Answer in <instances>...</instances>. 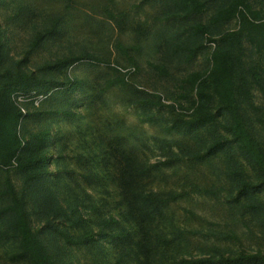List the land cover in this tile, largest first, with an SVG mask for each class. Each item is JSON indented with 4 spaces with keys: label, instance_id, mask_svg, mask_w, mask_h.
Returning a JSON list of instances; mask_svg holds the SVG:
<instances>
[{
    "label": "rangeland",
    "instance_id": "obj_1",
    "mask_svg": "<svg viewBox=\"0 0 264 264\" xmlns=\"http://www.w3.org/2000/svg\"><path fill=\"white\" fill-rule=\"evenodd\" d=\"M198 1L205 6L202 14L186 17L188 6L182 0H0V88L10 75L36 76L40 84L31 88L30 95L10 89L9 97L18 96L27 115L32 113L20 126L23 137L49 125L55 141L46 152L47 162L39 169L43 175L37 182L27 183L25 174L16 168L0 170V207L10 203L11 196L3 193L11 188L24 196L34 230L61 264H114L109 234L97 226L101 212L103 218L110 210L100 195L86 190L99 213L81 207L85 214L81 227L72 228L70 222L54 215L59 204L70 210L76 205V195L84 194L75 185V181L80 183V173L64 174L66 166L75 168L71 158L77 153L78 139L74 135L67 140L69 131L75 129L64 123L57 110L87 113L92 108L89 102L79 108L86 96L97 103L91 116L100 107L103 115L110 109L125 120L129 130L143 137L144 142H138L142 159L162 171L153 191L173 190L181 195L172 205L165 233L177 243L183 237L190 240L189 254L180 250L184 257L264 255V190L238 194L240 182H256L259 171L225 129L229 115L218 112L212 125L167 132L176 115L190 116L195 107L196 94L182 80L194 71L208 70L216 40L238 28L234 19L196 39L192 27L207 24L229 0ZM252 4L264 16V0H252ZM40 34L46 38L35 45ZM199 41L202 48L193 58L184 50L172 53L176 45L190 48ZM152 63L165 64L169 75H160ZM244 66L252 100L261 110L252 111L244 101L242 106L253 136L264 149V126L257 122L264 115V54L255 56L244 43ZM67 75L81 86L67 92L72 86L66 82ZM117 78H126L127 85L101 92ZM217 140L224 142L223 149L210 153ZM91 229L99 233L93 249L68 246L62 240L61 233L76 237ZM16 252L9 218L0 216V264H24L11 260Z\"/></svg>",
    "mask_w": 264,
    "mask_h": 264
},
{
    "label": "trees",
    "instance_id": "obj_2",
    "mask_svg": "<svg viewBox=\"0 0 264 264\" xmlns=\"http://www.w3.org/2000/svg\"><path fill=\"white\" fill-rule=\"evenodd\" d=\"M182 3L188 6L186 17L202 14L205 7L198 0H182ZM234 19L238 21V28L224 32L216 40L218 46L211 53L210 68L206 71H194L182 80L196 94L195 107L190 116L176 115L167 132L182 133L212 125L216 123L218 112L228 114L230 123L224 126L225 129L237 144L238 150L259 171L256 182H240L238 194L244 195L252 189L264 190V149L253 136L248 124V113L242 106L244 101L252 111L261 110L254 105L249 83L245 79L244 43L250 46L255 56H263L264 16L254 8L252 0H229L207 24L194 25L191 35L200 39L209 35L212 28H220ZM44 38L46 34L38 35L34 44L38 45ZM209 41L214 40L209 38ZM201 48L202 42L199 41L190 48L176 45L172 53L184 50L189 52L188 58H193ZM73 60L78 61L79 58ZM67 62L69 58L63 59L62 64L66 65ZM151 67L162 76L169 75L165 64L152 63ZM65 78L66 82L72 84L67 92L81 86V82L72 81L69 75ZM126 80L117 78L109 81L101 92L107 93L117 84L124 87L127 85ZM5 84L0 88V170L16 168L25 174L27 183H34L42 177L43 173L39 169L47 162V150L54 145L53 128L48 125L23 137L20 126L25 117L32 113L28 111L27 115L23 105L17 100L18 96L13 100L9 97V90H17L27 97L31 88L40 82L34 75H10ZM91 100L86 96L81 100L79 108L84 102H89L90 107L95 110L93 106L97 103L94 105L95 102ZM92 108L87 113L69 108L57 110L65 124L72 128L74 126L75 130L69 131L67 140L74 135L78 139L77 153L71 158L75 168L66 166L64 174L73 177V174L79 172L80 183L75 181V185L82 188L84 194L76 195V205L70 210L59 204L54 210L56 217L70 222V226L74 228L81 227L85 222V214L80 212L81 207L99 213L97 206L93 205V197L86 192L90 190L97 196L100 195L101 200L110 207L106 212L108 216L104 214L102 218L101 212V220L97 226L103 233L109 234L115 255L114 264H264L261 252L220 258L184 257L180 250H184L185 255L189 254L190 240L183 237L177 243L174 237L165 233V225L171 221L172 205L181 195L173 190L153 191L162 171L142 159L138 142L143 143V137L129 130L125 120L116 112L108 109L104 115L99 114L102 110L100 107L91 116ZM257 122L264 126V115H260ZM223 147L224 142L217 140L209 152H217ZM66 148L68 145L64 144V149ZM34 150L38 152L35 157L31 155ZM3 194L11 196V199L9 204L0 207V216L9 218V229L17 241V252L11 260L24 264H61L34 230L26 210L25 197L17 195L12 188ZM98 234L91 229L76 237L68 232L61 233V236L68 246L92 248ZM181 242H186L187 245L182 247Z\"/></svg>",
    "mask_w": 264,
    "mask_h": 264
}]
</instances>
